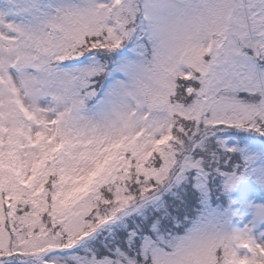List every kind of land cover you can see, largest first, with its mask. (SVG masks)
<instances>
[{"label":"snow or ice","instance_id":"obj_1","mask_svg":"<svg viewBox=\"0 0 264 264\" xmlns=\"http://www.w3.org/2000/svg\"><path fill=\"white\" fill-rule=\"evenodd\" d=\"M0 264H264V0H0Z\"/></svg>","mask_w":264,"mask_h":264}]
</instances>
